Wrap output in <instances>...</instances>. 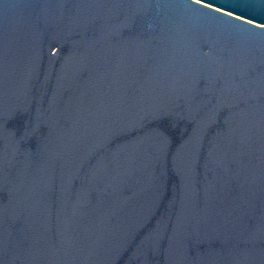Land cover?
<instances>
[{"label": "water", "instance_id": "water-1", "mask_svg": "<svg viewBox=\"0 0 264 264\" xmlns=\"http://www.w3.org/2000/svg\"><path fill=\"white\" fill-rule=\"evenodd\" d=\"M0 264H264V0H0Z\"/></svg>", "mask_w": 264, "mask_h": 264}]
</instances>
